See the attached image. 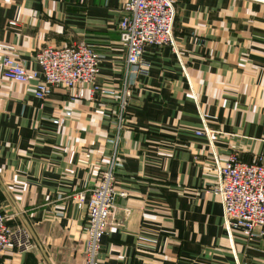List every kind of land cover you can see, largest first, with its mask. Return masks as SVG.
Returning <instances> with one entry per match:
<instances>
[{
  "label": "crops",
  "instance_id": "1",
  "mask_svg": "<svg viewBox=\"0 0 264 264\" xmlns=\"http://www.w3.org/2000/svg\"><path fill=\"white\" fill-rule=\"evenodd\" d=\"M122 1L0 0V61L36 69L39 48L82 42L101 56L96 83L112 91L71 101L54 87L39 101L31 82L0 75V210L31 237L0 264H82L84 215L70 197L112 155L125 196L99 264H264V243L228 237L207 190L210 149L264 162V0H172L174 50L145 47L142 73L118 42ZM67 110L62 125L51 123ZM201 120L208 138L195 135Z\"/></svg>",
  "mask_w": 264,
  "mask_h": 264
},
{
  "label": "built area",
  "instance_id": "2",
  "mask_svg": "<svg viewBox=\"0 0 264 264\" xmlns=\"http://www.w3.org/2000/svg\"><path fill=\"white\" fill-rule=\"evenodd\" d=\"M174 16L172 0L122 1L116 29L126 65L142 73L147 66L142 58L145 47L168 46L174 50ZM14 24L8 22V25ZM100 57L91 46L82 42L45 46L33 55L36 69L27 70L16 59L4 56L0 61V75L17 83L31 82L33 96L39 101L52 93L54 87L67 92L71 101L84 97L92 99L97 94H112L110 89L95 81ZM129 96V89L123 86L118 99L119 118ZM69 116V110L63 111L62 115L51 119V123L62 125ZM195 135L209 136L202 120L201 129L196 130ZM210 156L215 180L207 190L219 199L225 233L229 237L231 232H238L247 241L264 243V162L259 158L243 161L233 151L219 158L210 149ZM117 164L112 155L107 168L98 173L95 183L70 197L75 208L84 215L82 264H99L100 239L115 220V199L125 196L124 191L117 189ZM30 246L28 231L21 226H8L7 218L0 210V254L26 251Z\"/></svg>",
  "mask_w": 264,
  "mask_h": 264
}]
</instances>
